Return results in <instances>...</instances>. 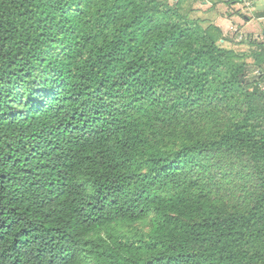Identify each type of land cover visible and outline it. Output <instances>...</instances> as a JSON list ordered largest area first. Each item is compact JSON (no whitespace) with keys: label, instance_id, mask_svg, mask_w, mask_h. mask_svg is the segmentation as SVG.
<instances>
[{"label":"trees","instance_id":"1","mask_svg":"<svg viewBox=\"0 0 264 264\" xmlns=\"http://www.w3.org/2000/svg\"><path fill=\"white\" fill-rule=\"evenodd\" d=\"M218 39L182 0H0V264H264V36Z\"/></svg>","mask_w":264,"mask_h":264},{"label":"crops","instance_id":"2","mask_svg":"<svg viewBox=\"0 0 264 264\" xmlns=\"http://www.w3.org/2000/svg\"><path fill=\"white\" fill-rule=\"evenodd\" d=\"M182 2L183 6L190 7L191 16L199 19L204 27L213 26L218 29V44L223 48L234 49L239 54H248L249 36L258 40L264 36V0H182ZM241 34L244 35L243 39L239 38Z\"/></svg>","mask_w":264,"mask_h":264},{"label":"rangeland","instance_id":"3","mask_svg":"<svg viewBox=\"0 0 264 264\" xmlns=\"http://www.w3.org/2000/svg\"><path fill=\"white\" fill-rule=\"evenodd\" d=\"M153 217H154V211H151L149 216L146 219L142 220V221H139V222H136V223L130 224V225L121 223V224L118 225L119 226L118 228L120 229L119 232L129 235L133 231H135L136 228H142V229L148 231L150 229V227H151V224H152L151 221H152Z\"/></svg>","mask_w":264,"mask_h":264},{"label":"built area","instance_id":"4","mask_svg":"<svg viewBox=\"0 0 264 264\" xmlns=\"http://www.w3.org/2000/svg\"><path fill=\"white\" fill-rule=\"evenodd\" d=\"M239 38H240V39H243V38H244V35H242V34L239 35Z\"/></svg>","mask_w":264,"mask_h":264}]
</instances>
